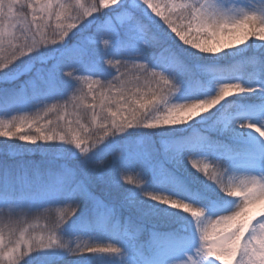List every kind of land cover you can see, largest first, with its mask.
<instances>
[{
  "label": "snow or ice",
  "instance_id": "1",
  "mask_svg": "<svg viewBox=\"0 0 264 264\" xmlns=\"http://www.w3.org/2000/svg\"><path fill=\"white\" fill-rule=\"evenodd\" d=\"M77 83L91 128L26 111ZM45 204L47 236L0 224V264H153L145 232L180 249L160 264H264V0H0V207Z\"/></svg>",
  "mask_w": 264,
  "mask_h": 264
},
{
  "label": "rangeland",
  "instance_id": "2",
  "mask_svg": "<svg viewBox=\"0 0 264 264\" xmlns=\"http://www.w3.org/2000/svg\"><path fill=\"white\" fill-rule=\"evenodd\" d=\"M55 28V23L53 22V30ZM52 30L51 33V39H55V35L54 32ZM48 33V32H47ZM50 34L48 33V36ZM50 38V36H49ZM79 39V37H73L71 41H69V43H75V41ZM106 58H111V57H106ZM116 59H120V57H115ZM53 57L49 56L47 57V60H52ZM40 65L38 64L37 67H39ZM71 69L69 68H65L64 71H70ZM76 75H87V73H77ZM28 76H22L20 78V80H17L15 82V85H18L19 83H22L24 80H27ZM93 79H96L95 77ZM102 79V78H101ZM111 79V78H108ZM81 87H83V89L86 91L87 90V85L86 84H81V83H77L73 89H71L66 96L60 97L57 100L54 101H46L45 104L47 105H51L54 103H58L59 105L64 106L60 111H52V112H47L45 113L44 108L45 105L44 104H40V105H36L35 107L26 109V111L30 114V115H39L41 117L40 122L42 124H45L48 120H51L54 122V124L57 121H60V117H64V120L61 122L62 126L64 127L65 130H67V122L72 121L73 122V127H76V124L74 123L77 119H79L80 124L85 125L82 117H81V112H83L82 110H78L75 105L80 103V101L78 100V97L81 95ZM94 88H96V85H93ZM77 98V99H74ZM89 101H92L91 96L89 95L84 101L83 103L85 104H91L89 103ZM214 110V109H213ZM89 112H91V110L89 109ZM12 115H17L16 112H13ZM86 126V125H85ZM214 163L213 161H211L210 159L207 161L202 160L201 163ZM64 205H47L45 204L43 207L41 208H37L35 210L29 211L28 209H23V210H17L15 212L10 211L8 208H3L0 207V224H8V223H18L19 225H21V223L19 222H23L25 221V218L23 217L25 215L26 212H31V214H35L36 219L38 220L39 218L42 217H48L50 216V214H54V215H61L63 209H64ZM5 217L2 218L1 215H4ZM10 218V219H9ZM14 218V219H13ZM13 219V220H11ZM49 225V224H48ZM34 226V234H41L43 233L44 235H48V229L45 228L43 230L39 231V227H37V221H35L34 223L29 224V227ZM49 228L51 226H48ZM64 241L65 242H70L71 245L73 247H75L77 244L83 246L85 244H90V243H101V244H107V243H112L113 241L110 240H100V241H92L90 237L88 236H73V237H64ZM150 249V244L146 243L144 245H142L141 247H132V251L135 254V258L141 261L144 260H148L150 259L153 264H160L161 261L167 260L168 258H170L171 256H179L180 255V249H177L175 251H169L166 247H162L161 249H157L151 252ZM149 251L147 257L145 258H141V257H137L136 252H142V251ZM151 254L150 253H153ZM85 259H87V264H89V261L91 258H98V259H107L106 260V264H120L119 261H116L115 259H110L108 257L105 256H100V257H84ZM132 257H126V259H131ZM141 258V259H140Z\"/></svg>",
  "mask_w": 264,
  "mask_h": 264
},
{
  "label": "trees",
  "instance_id": "3",
  "mask_svg": "<svg viewBox=\"0 0 264 264\" xmlns=\"http://www.w3.org/2000/svg\"><path fill=\"white\" fill-rule=\"evenodd\" d=\"M18 11L23 12L25 15H28L29 18L31 17V11L30 9H28L27 7L18 9ZM53 30V22L50 24V26L47 29V32L50 34V39H51V33ZM109 59V58H106ZM111 59H116L115 57H111ZM124 68H120L119 71H117L115 68L113 69V75H118L119 72H123ZM111 78V77H108ZM21 83H19L18 85H20ZM18 85H5L6 87H16ZM92 101H89V103H91ZM81 117L85 123L86 126H89L90 128L92 127L91 125V112L88 111L87 114H85L84 112H81ZM41 123V122H40ZM34 131V129H33ZM25 160H29V161H33L36 162L38 164H40L41 168H44L46 166L45 162H44V157L42 156V154L40 152H33L31 154H29L28 156L24 157ZM227 179V177H226ZM21 194H24L23 191H21ZM2 218L5 217L4 215H1ZM60 216L61 215H54V214H50V216L48 217H42L39 218L38 220L36 219L35 214H31V212H26L25 215L23 216L25 218V221L23 222H19L21 223L20 226L22 227H27L29 228V230L34 234V226L29 227V224L34 223L35 221H37V227H39V231L43 230L46 228V226H52L53 224H55L56 222H58L60 220ZM10 219V218H9ZM14 219V218H13ZM11 219V220H13ZM14 221V220H13ZM49 224V225H48ZM161 230L167 229L169 227H171L170 225H159L158 226ZM141 241L142 242H147V240L149 239L148 237V233L145 232L142 236H141ZM150 244V249L151 252L154 250H157V245L152 244L150 241L147 242ZM162 247H165L163 244L159 245L158 249H161ZM149 251H142V252H136L137 257H141V258H145L147 257ZM140 258V259H141ZM107 260V259H106ZM106 260L105 259H98V258H91L89 261V264H106ZM64 264H87V259H85L84 257L80 258L77 261H71V259H69L68 261H65Z\"/></svg>",
  "mask_w": 264,
  "mask_h": 264
}]
</instances>
